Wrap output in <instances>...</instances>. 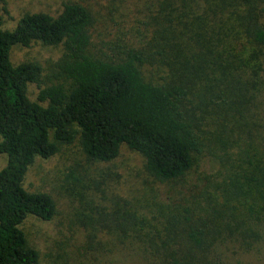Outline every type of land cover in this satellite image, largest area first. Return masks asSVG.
<instances>
[{"label": "trees", "instance_id": "obj_1", "mask_svg": "<svg viewBox=\"0 0 264 264\" xmlns=\"http://www.w3.org/2000/svg\"><path fill=\"white\" fill-rule=\"evenodd\" d=\"M109 1L145 14L111 55L93 51L79 2L0 21V264H37L21 226L53 220L55 203L24 181L73 145L92 163L126 148L160 187L101 198L83 221L140 243L132 264H264V0ZM32 43L62 48L45 87L37 63L10 60ZM87 237L92 259L108 251Z\"/></svg>", "mask_w": 264, "mask_h": 264}, {"label": "rangeland", "instance_id": "obj_2", "mask_svg": "<svg viewBox=\"0 0 264 264\" xmlns=\"http://www.w3.org/2000/svg\"><path fill=\"white\" fill-rule=\"evenodd\" d=\"M67 2H79L90 10L93 19L91 47L99 55L116 54L119 51L117 44L126 42L125 45H129L127 42L135 39V29L144 20L145 14L140 9H133L129 4L127 10L128 5L119 1L4 0V4L0 5L2 28L13 30L17 21L28 13L56 16ZM61 54V46L32 43L29 47H12L10 60L13 65L37 63L41 67L40 84L45 87L55 82L54 66ZM38 90L35 84H29L28 97L35 101ZM5 162V156H0V169ZM24 187L29 192L49 194L55 203L53 220L47 222L29 216L21 226L28 244L38 252L37 264H132L135 262L134 255L142 251L140 243L115 245L111 230L101 227L91 230L85 227L83 221L86 216L92 215L101 198L128 194L136 187L146 188L147 191L160 189L147 178L140 157L128 149L122 148L112 162L92 163L84 158L77 145L62 147L61 153L49 160L37 158L26 175ZM105 201L109 202H102ZM89 231L96 233L93 243L101 244L108 250L103 256L92 259L86 252L85 239L88 240ZM121 249H131L128 251L130 259L121 257L117 252Z\"/></svg>", "mask_w": 264, "mask_h": 264}]
</instances>
